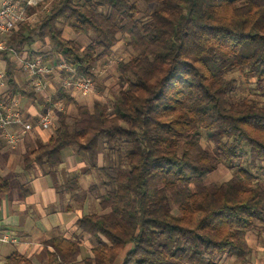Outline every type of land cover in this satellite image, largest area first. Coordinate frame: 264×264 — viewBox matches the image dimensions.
Segmentation results:
<instances>
[{"label": "trees", "instance_id": "trees-1", "mask_svg": "<svg viewBox=\"0 0 264 264\" xmlns=\"http://www.w3.org/2000/svg\"><path fill=\"white\" fill-rule=\"evenodd\" d=\"M141 2L153 7L148 20L139 17ZM44 5L24 6L37 17L18 24L0 54L1 101L19 99L41 112L57 103L65 108L48 140L24 155V167H59L65 150L75 148L89 172H105L94 163L101 139L109 151L124 149L128 166L107 175L102 213L76 222L94 247L83 255L84 239L56 236L44 244L48 264H218L213 259L223 256L250 262L248 234L264 225V187L251 172L258 163L263 169L264 103L233 101L229 74L255 78L264 96V0H53L47 12ZM121 41L129 56L116 67L119 94L92 107L63 85L72 77L67 71L49 76L57 87L51 99L36 93L35 78L24 81L10 53L64 62L95 81ZM47 42L48 51L37 48ZM221 165L231 178L210 182ZM79 188L76 175L65 191ZM10 189L0 175V196ZM7 264L34 263L14 253Z\"/></svg>", "mask_w": 264, "mask_h": 264}, {"label": "crops", "instance_id": "crops-1", "mask_svg": "<svg viewBox=\"0 0 264 264\" xmlns=\"http://www.w3.org/2000/svg\"><path fill=\"white\" fill-rule=\"evenodd\" d=\"M5 68L6 63L0 56V69ZM49 98L50 96H47V100ZM20 107L28 119H31L30 115L41 113L31 103L20 102ZM49 136L48 132L35 129L19 145L12 148L0 134V175L8 179L11 186L8 193L0 196V264H7V259L14 253L23 255L34 264H48L45 242L56 236L76 238V222L82 210L91 211L94 206L97 207L96 201L94 204L91 197H86L85 202L77 201L80 210L76 215L70 205L62 204L63 199L68 200L71 194L80 191L82 181L89 182V178L100 171L94 169L89 172L83 157L78 153L68 154L65 158L64 152L62 164L56 168L35 164L26 169L24 164H17L19 159L24 158L29 149L36 145L35 142L44 139L47 141ZM70 173L79 176L80 188L68 193L65 186L68 180L74 177H70ZM13 178L17 182L16 185ZM82 242L85 248L83 255H86L95 244L86 239Z\"/></svg>", "mask_w": 264, "mask_h": 264}, {"label": "rangeland", "instance_id": "rangeland-1", "mask_svg": "<svg viewBox=\"0 0 264 264\" xmlns=\"http://www.w3.org/2000/svg\"><path fill=\"white\" fill-rule=\"evenodd\" d=\"M139 7L141 10V14L139 17L143 18L144 20H148L150 13L153 10V7L152 6L147 7L142 2L139 4ZM64 34L69 39L75 38V36L68 29H65ZM82 43L86 44L88 42L87 40L83 39ZM48 45L49 42H47L46 46L37 44V48H40L41 46L42 50L46 52L48 51L47 49ZM128 53L129 50L125 46V42L121 41L120 44L116 48H114L113 55L109 59L102 60L101 64L97 67L96 69L97 79L95 81L93 80V91L87 96H82L80 93L72 90V94L76 96L78 102L81 105H89L92 107L93 103L96 101L106 103L112 99H115L118 96L119 78L116 73V67L120 61L123 60L125 61L128 59L129 56ZM18 70L22 71L21 73L24 72L22 69H20V66H18ZM31 77H32L31 74L28 72H25L22 75V79L24 81L29 80ZM229 78L235 81L234 91L231 94V99L233 101H239L243 97H248L251 100H256L258 102L264 103V96L262 95V92L258 89L255 78H252L250 76L246 77L240 74L239 72L230 73ZM56 92H57V87L55 84H53L51 85V87L47 86V89L44 91V94L52 98L53 96H55ZM69 113H70L69 122L73 123L74 117L76 116L75 109L72 108L69 111ZM203 136H204L203 144L206 147L210 148L212 146V143L208 141L206 134ZM44 142H46V139H44L43 141L41 140L35 142L36 145L33 147L35 148L39 143H44ZM105 142L106 141L104 139H101L100 154L98 155V158L94 161V163L96 162L97 166L105 167L106 171L96 172L97 175H95L96 174L95 173L93 177L89 178V182L88 180L82 181L83 186L82 188H80V191H78V193L71 194L68 200L66 199L62 200L63 206L70 205L73 208V212L76 213V215H78L77 212L80 210L78 209L79 204H77V201L79 203L83 201L85 202L86 197H91V199L94 201L92 203L95 204V201L97 202L96 203L97 207L94 206L92 208L93 210L91 211H89L90 209L82 210L81 208L83 212L81 216H78L79 218L86 214H97L100 212L102 213V209L99 204V199L107 192L105 191L106 188L105 185L108 182L107 175L113 173V172L111 173V169L112 170L117 169V171L115 172L117 173L119 170H122L121 168L128 167L123 159L124 149L121 151L122 153L117 152L116 151L117 148H115L113 151H109V147L104 145ZM33 147L29 150H32ZM75 153H78L75 148H68L65 151V158L67 157L68 154L71 155ZM249 162H251V159H249ZM19 163L20 165L23 166L24 163L23 157L19 159V162H17V164ZM251 172L259 179V181L262 183L264 187V163H263V169L259 168V163H258L255 168L251 169ZM74 175L75 173H70V177H73ZM230 178H231V173L229 169L226 166L221 165L219 166L218 170L209 177V180L210 182L222 183L229 180ZM13 180H14L13 183H15L14 185H16L17 184L16 180L14 178ZM91 186H96L97 188L94 191L90 192L89 190ZM66 201L67 203H65ZM258 226L259 229L250 231L248 234V241L252 248V256L250 262H248L247 264H264V256H263L264 225L260 224ZM76 235H77L76 238H74L73 240H81V239L91 240V238L84 236L81 233V231H79L78 229H76ZM86 245L89 247L88 244ZM213 261L218 264H238L236 263L235 258L228 256L216 257L213 259Z\"/></svg>", "mask_w": 264, "mask_h": 264}, {"label": "built area", "instance_id": "built-area-1", "mask_svg": "<svg viewBox=\"0 0 264 264\" xmlns=\"http://www.w3.org/2000/svg\"><path fill=\"white\" fill-rule=\"evenodd\" d=\"M51 1L53 0H0V54L7 50L10 34L16 26L37 17V15L31 18L28 17L24 6L37 8L41 4H45L43 11L47 12ZM10 53L13 54L20 69L30 73L35 78L36 93H44L47 86L51 87L49 76L63 71L72 74V77L65 79L63 82L66 88H71L82 96H87L93 91V79L78 76L75 70L64 62L52 64L43 62L42 58L29 60L26 52L18 54L16 51L11 50ZM5 88V70L0 69V94L1 90H5ZM64 112V106L57 103L44 112L30 115L31 119H28L23 115L19 99H14L10 103L0 100V134L8 146L15 148L35 129L52 130L56 125L59 114Z\"/></svg>", "mask_w": 264, "mask_h": 264}]
</instances>
